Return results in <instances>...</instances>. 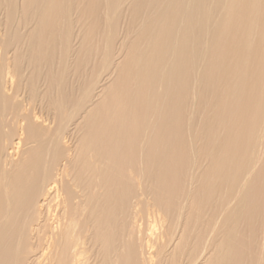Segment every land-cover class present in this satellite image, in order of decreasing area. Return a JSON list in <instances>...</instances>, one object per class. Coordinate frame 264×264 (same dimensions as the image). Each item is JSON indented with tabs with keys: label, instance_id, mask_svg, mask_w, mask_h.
I'll return each mask as SVG.
<instances>
[{
	"label": "bare ground",
	"instance_id": "bare-ground-1",
	"mask_svg": "<svg viewBox=\"0 0 264 264\" xmlns=\"http://www.w3.org/2000/svg\"><path fill=\"white\" fill-rule=\"evenodd\" d=\"M0 264H264V0H0Z\"/></svg>",
	"mask_w": 264,
	"mask_h": 264
}]
</instances>
